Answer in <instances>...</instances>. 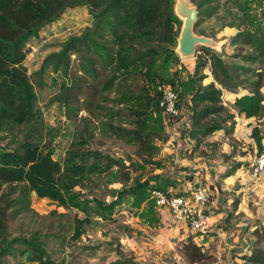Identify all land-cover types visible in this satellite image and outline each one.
Masks as SVG:
<instances>
[{
	"label": "rangeland",
	"instance_id": "obj_1",
	"mask_svg": "<svg viewBox=\"0 0 264 264\" xmlns=\"http://www.w3.org/2000/svg\"><path fill=\"white\" fill-rule=\"evenodd\" d=\"M189 2L200 13L194 35L214 45H197L192 59H180L177 46L183 24L172 0V12L181 22L172 44L177 60L158 68L155 83L142 75L116 81L114 94L102 96L93 109L78 113L72 121L66 118L62 105L53 101L59 94L61 76L46 71L43 88H38L34 73L41 70L48 55L61 50L69 37L79 36L90 26L86 10L58 16L38 38L27 42L24 66L35 85L46 136L52 140L48 149L53 151L52 159L62 164L74 141L72 158L77 163L87 160L88 173L77 177L72 193L86 203L88 210L81 212L32 193L31 210L13 216L8 205L18 194H10L6 185L0 186V264H40L29 258L38 249L55 264H249L246 256L239 255L256 246L264 249V240L257 242L264 233V172L256 177L251 172L264 147V106L259 104L252 115L235 116L231 136L217 132L200 143L193 140L190 161L182 156V163H178L169 152L164 154V143L172 136L180 113L173 118L163 115L155 94L159 85H167L187 105L195 91L191 79L204 75L202 86L213 83L222 92L223 105L230 109V94L243 93L254 80L245 75L242 78L248 83L240 84L235 77L233 66L244 63L233 58L237 53L231 38L246 14L264 21V0ZM162 37L160 43L168 45L167 36L163 33ZM186 84L184 93L181 87ZM124 85L129 92L121 88ZM102 125L109 135H104ZM49 138H45V145ZM3 142L0 152L13 150L9 141ZM18 146L19 142L14 147ZM172 171L179 173L182 184L189 181L194 189H204L208 206L215 204L218 212L224 213L207 238L191 235L188 229L175 232L165 223L170 214L157 205L155 193L183 194L169 191L180 184L171 182L168 174ZM189 183H185L187 189ZM239 235L236 244L232 238ZM190 245L199 247L202 257L192 261L195 252ZM6 247L7 254L3 252Z\"/></svg>",
	"mask_w": 264,
	"mask_h": 264
},
{
	"label": "trees",
	"instance_id": "obj_2",
	"mask_svg": "<svg viewBox=\"0 0 264 264\" xmlns=\"http://www.w3.org/2000/svg\"><path fill=\"white\" fill-rule=\"evenodd\" d=\"M81 8L86 10L90 26L79 36L69 37L61 50L48 55L41 70L34 73L38 88H43L46 71L61 76L59 94L53 101L62 105L69 121L78 113L93 109L94 102L102 96L114 94L116 81L126 82L130 77L142 75L155 83L158 68L177 60L172 44L181 22L172 12V0H0V142L9 141L8 146L13 147L0 152V186L6 185L10 194H18L8 205L13 216L31 210L32 193L81 212L88 210L86 203L72 193L77 177L88 173L87 160L77 163L72 158L74 141L62 164L52 159L53 151L48 149L52 140L46 136L35 85L24 66L27 42L38 38L58 16ZM197 23L198 19L194 28ZM236 28L237 33L231 38L237 53L233 58H239L246 66H233V73L240 84L248 83L242 78L245 75L254 80L246 86L248 95L236 98L234 104L240 115L248 116L263 101L264 21L246 14ZM163 33L168 45L160 43ZM253 65L257 68H252ZM204 79L203 75L190 81L195 91L191 97L189 136L196 143L217 132L231 136L235 127L234 116L224 108L222 92L213 83L202 86ZM186 86L181 87L182 92ZM121 88L129 92L126 85ZM155 94L160 101L156 89ZM101 128L105 136L109 135L105 125ZM18 142L19 146L14 147ZM263 240L264 233H260L257 242ZM189 248L195 252L192 261L202 257L199 247ZM246 257V263L264 264V249L252 247ZM29 258L40 264H55L42 249Z\"/></svg>",
	"mask_w": 264,
	"mask_h": 264
},
{
	"label": "built area",
	"instance_id": "obj_3",
	"mask_svg": "<svg viewBox=\"0 0 264 264\" xmlns=\"http://www.w3.org/2000/svg\"><path fill=\"white\" fill-rule=\"evenodd\" d=\"M180 66H177L179 69ZM176 70V67H173ZM156 92L160 94L159 107L163 115L177 117L178 94L167 85H159ZM254 177L264 172V147L261 153L256 156L251 169ZM156 203L161 209H166L172 220L184 224L201 237H207L211 231L210 216L207 212L209 197L204 189L190 188L188 194H162L155 193Z\"/></svg>",
	"mask_w": 264,
	"mask_h": 264
},
{
	"label": "crops",
	"instance_id": "obj_4",
	"mask_svg": "<svg viewBox=\"0 0 264 264\" xmlns=\"http://www.w3.org/2000/svg\"><path fill=\"white\" fill-rule=\"evenodd\" d=\"M261 94L263 96V101L261 102V106H264V88L262 89ZM244 95H248V92L244 91L241 94H239L238 92H235L234 95L230 94V96L233 99V100H231L228 98V104L227 105L229 107V103H230V109H228L224 105V108L230 114H232L234 117L240 116L239 109L236 108L235 104H234L235 99L239 98L241 96H244ZM186 96H188V95H186ZM177 109H178V113H180V115L178 117L179 122L172 127L171 133H172L173 137L170 134V137L166 138V143H164V145H167L165 148L166 151H164V150L163 151H164V154H166V152H169L167 154L172 155V157H174V159L176 158L178 163L179 162L182 163V159H181L182 156L184 157L185 161L189 162L190 161V153H191L192 146H193L192 145L193 140L190 139V136H189V134L192 130V125H191V118H192L191 98L188 100L187 105H186V103L183 104L182 101H179ZM178 136H180V139L179 138L177 139ZM187 158H189V160ZM198 166H200V169L203 170L201 164ZM168 176L172 180L171 182H174L173 180H176V182L178 181L180 183L178 185L175 184L173 187H170L169 191L172 190V191H177L178 193H185V194L189 193L190 188L192 187L190 184L191 182L189 183V181H185V183L188 182L189 186H190L187 189L185 183L182 184V180L178 178L179 173H177V171H172L171 173L168 174ZM164 211H166V210H164ZM218 211H219L218 206H215V204L214 205L212 204L211 206L207 207V212H208V215L210 216V222H211L212 229H214L220 223L219 218H221V216H223L222 214H224V213H219ZM166 218H167V216H166ZM165 223L167 225H170L172 228H174L175 232H181V230L183 231V229H188V231L190 232L191 235H194V234L198 235L197 233L193 232L188 227H186L184 224L174 222L170 216L165 220ZM199 237L201 239H203V237H201L200 235H199ZM237 239H241V235L233 236V238H232L233 242H236V244H237ZM247 242H250V240H245V243H247ZM231 245L234 247L233 243ZM243 245L244 244H242V246ZM250 250H251V248L249 250L247 249L246 252L242 255H239V257L243 256L242 258H244L245 256H247L250 253ZM237 259H238V257H237Z\"/></svg>",
	"mask_w": 264,
	"mask_h": 264
},
{
	"label": "water",
	"instance_id": "obj_5",
	"mask_svg": "<svg viewBox=\"0 0 264 264\" xmlns=\"http://www.w3.org/2000/svg\"><path fill=\"white\" fill-rule=\"evenodd\" d=\"M176 12L185 20L178 38L177 54L181 57L194 56L197 45L212 46L214 42L194 35V25L198 19V11L190 6L189 0H177Z\"/></svg>",
	"mask_w": 264,
	"mask_h": 264
},
{
	"label": "bare ground",
	"instance_id": "obj_6",
	"mask_svg": "<svg viewBox=\"0 0 264 264\" xmlns=\"http://www.w3.org/2000/svg\"><path fill=\"white\" fill-rule=\"evenodd\" d=\"M174 1L176 2V5H177L178 1H177V0H174ZM176 5H175V6H176ZM184 20H185V18L183 17V18H182V22H184ZM192 58H193V56H188V57H181V56H180V59H181V60H190V59H192Z\"/></svg>",
	"mask_w": 264,
	"mask_h": 264
}]
</instances>
